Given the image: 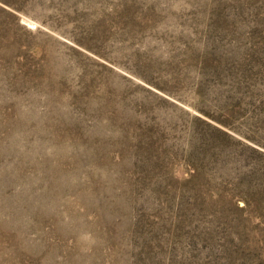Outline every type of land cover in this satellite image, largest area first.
<instances>
[{
    "label": "rangeland",
    "instance_id": "obj_1",
    "mask_svg": "<svg viewBox=\"0 0 264 264\" xmlns=\"http://www.w3.org/2000/svg\"><path fill=\"white\" fill-rule=\"evenodd\" d=\"M0 264H264V0H0Z\"/></svg>",
    "mask_w": 264,
    "mask_h": 264
}]
</instances>
